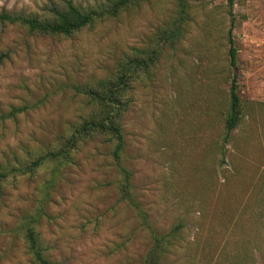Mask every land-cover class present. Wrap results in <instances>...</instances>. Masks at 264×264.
<instances>
[{
  "label": "rangeland",
  "instance_id": "374dc122",
  "mask_svg": "<svg viewBox=\"0 0 264 264\" xmlns=\"http://www.w3.org/2000/svg\"><path fill=\"white\" fill-rule=\"evenodd\" d=\"M66 1L0 0V12L48 13ZM70 1L85 9L106 0ZM175 4L148 0L71 38L0 25V170L15 155L55 148L86 107L73 87L108 76L124 53L147 45ZM190 15L177 48L137 86L122 122L125 163L152 225L162 233L183 225L166 264H264V0H193ZM234 75L244 116L225 157ZM110 153L91 141L57 172L45 165L0 186V264H34L28 228L52 264H142L149 236L119 199Z\"/></svg>",
  "mask_w": 264,
  "mask_h": 264
},
{
  "label": "trees",
  "instance_id": "16d2710c",
  "mask_svg": "<svg viewBox=\"0 0 264 264\" xmlns=\"http://www.w3.org/2000/svg\"><path fill=\"white\" fill-rule=\"evenodd\" d=\"M146 1L148 0H106L96 7L84 9L68 0L63 6L52 7L48 13L42 14L12 15L1 11L0 25H19L31 33L71 38L98 21L117 18ZM192 1L176 0L173 15L151 35L147 45L132 47L124 53L108 76L73 87L76 94L86 100V107L78 121L70 126L68 133L58 140L55 148L48 149L45 154L30 160H22L15 155L16 164L0 170L1 186L11 177L31 175L45 165H51L53 171L57 172L69 164L74 153L86 143L95 140L107 143L120 177L119 199L135 212L141 228L149 236V248L142 264H166L170 252L184 240L183 225L177 224L169 232L162 233L150 222L148 214L137 199L132 182L133 173L125 163L126 140L122 122L135 99L137 86L152 77L165 51L175 50L182 40L186 24L190 20ZM228 1L232 6L234 0ZM232 32L233 28L228 32L229 59L230 66L236 68L238 50ZM237 79L238 76L234 75L231 80L230 107L222 120L224 135L221 155L225 157V146L231 141L232 133L244 116ZM25 239L34 264H52L33 228L26 230Z\"/></svg>",
  "mask_w": 264,
  "mask_h": 264
}]
</instances>
